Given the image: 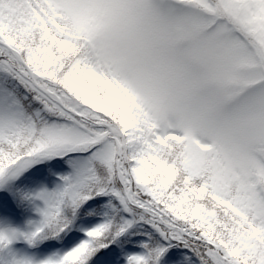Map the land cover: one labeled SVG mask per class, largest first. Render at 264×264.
<instances>
[{"label":"snow or ice","instance_id":"snow-or-ice-1","mask_svg":"<svg viewBox=\"0 0 264 264\" xmlns=\"http://www.w3.org/2000/svg\"><path fill=\"white\" fill-rule=\"evenodd\" d=\"M0 264H264V0H0Z\"/></svg>","mask_w":264,"mask_h":264}]
</instances>
